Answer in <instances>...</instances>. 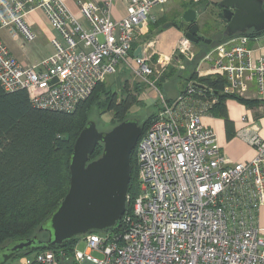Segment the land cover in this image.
I'll list each match as a JSON object with an SVG mask.
<instances>
[{
	"label": "built area",
	"instance_id": "built-area-1",
	"mask_svg": "<svg viewBox=\"0 0 264 264\" xmlns=\"http://www.w3.org/2000/svg\"><path fill=\"white\" fill-rule=\"evenodd\" d=\"M172 1L128 0L126 17L114 21V0H77L80 21L62 0H0V30L32 43L36 34L27 17L41 10L57 35L54 53L31 67L21 65L0 38L5 92L24 90L34 109L71 114L100 84L129 68L157 93L160 105L135 149L138 191L128 194L121 233L87 234L81 237L84 253L78 244L70 258L43 251L32 261L23 257L22 264H264V229L258 224L264 205V137L250 114L243 116L238 137L257 157L234 163L222 153L215 131L202 122L217 102L212 90L204 95L190 82L169 103L157 87L171 65L178 68L180 56L195 58L186 38L164 62L152 63V43L140 46L143 57L134 58L135 64L130 61L154 10ZM177 1L197 6L209 0ZM252 40L262 41L264 49V33L240 35L216 46L203 62L208 72L225 79L224 95L264 102V55L253 57Z\"/></svg>",
	"mask_w": 264,
	"mask_h": 264
},
{
	"label": "trees",
	"instance_id": "trees-1",
	"mask_svg": "<svg viewBox=\"0 0 264 264\" xmlns=\"http://www.w3.org/2000/svg\"><path fill=\"white\" fill-rule=\"evenodd\" d=\"M190 7L195 8L196 6L185 5V9ZM219 16L222 19V10ZM167 23L168 21L165 19L152 22L149 33L142 42L152 40L164 30ZM171 27H175L181 32H187L192 26H185V24L174 21ZM224 30L225 27L210 39L212 40L210 45L203 44V42H198L195 45L197 48L204 46L199 50L198 58L204 51L229 39L223 36ZM259 35L261 34L253 31L247 34L249 37ZM139 45H141L140 42L136 44V47ZM198 58L191 63L187 62V64L194 67ZM156 61L157 58H154V62ZM169 71L172 76L178 78L179 73L176 69L170 67ZM166 72L163 74L164 78L167 76ZM120 77L122 76L120 75ZM194 80L202 83L201 85L204 84V88H200L196 84L202 90V94L212 90L216 95L217 102L212 107L211 115L227 119L226 102L228 100H236L247 108L259 105L257 100L224 95L222 93L226 86L224 78L216 76L197 80L196 74L193 73L183 82V86L186 87L190 82L194 83ZM157 87L167 102L171 103L176 99V97H169L168 89L163 88L162 80L159 81ZM134 90L136 93H140L141 87L136 84ZM183 91L181 90L179 94ZM136 96L131 93L128 81L122 84L119 93L115 92L114 94L111 87L106 86V83L100 84L91 97L82 103L74 113L66 114L36 110L26 91L7 93L0 86V249L15 242L37 239L33 249L18 252L11 261L43 251L62 252L66 258L72 256L81 237L66 241L59 247H50L48 246L49 233L41 232L40 228L57 210L69 191L70 161L74 145L80 133L89 122L93 121L91 115L94 110L100 111L102 116L106 113H113L110 122L113 123L112 128H114L122 122L130 120L128 115L131 108L135 103L137 105L141 103V100H137ZM120 97L124 98L120 99ZM154 107L155 114L149 120L142 124L138 122L142 127V136L146 134L156 119L160 109L158 101ZM102 130L104 128L100 131ZM103 150V145L99 144L90 157V162L100 158ZM137 177L136 151H134L131 157L129 195L137 194ZM129 208L127 206V211ZM122 230L123 227L119 222L111 232L121 233ZM39 242H42V246L39 245Z\"/></svg>",
	"mask_w": 264,
	"mask_h": 264
},
{
	"label": "water",
	"instance_id": "water-1",
	"mask_svg": "<svg viewBox=\"0 0 264 264\" xmlns=\"http://www.w3.org/2000/svg\"><path fill=\"white\" fill-rule=\"evenodd\" d=\"M264 0H223L222 10L226 27L223 36L233 38L250 32L264 33ZM182 20L192 27L185 38L192 44L207 40L198 35L197 12L188 9ZM166 29L170 25L165 26ZM134 57L141 59L142 48ZM121 90L117 77L111 87L114 94ZM142 136V127L136 120H127L108 132H101L91 121L77 138L70 161V188L57 210L41 226V232L50 235V247H59L66 241L92 232H106L121 221L127 208L131 179V157ZM104 147L102 156L90 162L97 146ZM37 239L15 242L0 249V264H7L20 251L33 249ZM42 246V242H39Z\"/></svg>",
	"mask_w": 264,
	"mask_h": 264
},
{
	"label": "crops",
	"instance_id": "crops-1",
	"mask_svg": "<svg viewBox=\"0 0 264 264\" xmlns=\"http://www.w3.org/2000/svg\"><path fill=\"white\" fill-rule=\"evenodd\" d=\"M62 1L73 16L78 18V20L83 21V17L80 14L79 7L76 4L77 0ZM222 1L223 0H209L204 4L197 5L195 8L190 7L185 9V5H187V3L174 0L166 6H163L164 8L162 10H159L160 7L155 9L153 12V23L160 19H165L168 21L166 25H170V28L168 29L165 28V25L164 30L155 36L158 40L157 46L163 47L164 49H168L170 53L169 55L164 56L170 57L172 54H174V52H176V50L180 46L181 40L185 38V33H182L175 27H171L174 21L185 24L182 20L183 14L186 10L193 9L197 12V21L195 24L199 27L200 31V23L202 21V17H204L206 14L209 13L214 16H217L215 15L217 13V9H220V12H218V17H220L219 15L221 13V8L219 7V4ZM127 4L128 0H114L111 8V18L114 21H121L126 17ZM27 22L30 28L36 34V40L34 42L27 43L21 36L14 38L13 34H11L8 30L5 29L0 30V38L21 65L31 67L40 64L43 60H45L54 53L52 40L57 37V35L54 34L45 14L41 10H37L31 13L27 17ZM222 25L223 28L226 27V21L224 19L222 20ZM85 26H88L86 22ZM185 26L189 25L185 24ZM147 35L148 34H143L139 37L137 43L140 42L141 45H139L138 47H143L144 43L142 41ZM136 44L133 50L134 52L138 48L136 47ZM195 45L196 44H193V47ZM214 48L204 51L200 58H198V52L196 53L193 51L195 55L194 59L198 58L197 61L194 63V67L191 65L189 66L187 64V62H193L194 59L189 60L185 56H180V63L176 70L179 73L178 78L182 79V81H179L177 77L172 76L169 71L170 67L166 70L167 72L165 71V75L167 76H165L164 78L163 75L161 77V80L163 88L169 90H167V92H169L170 98H177L180 95V91L186 88L183 86V82H185V80L190 77L193 73L196 74L197 80L200 78H214L216 76L221 77L220 75L208 72V66L203 62L204 57ZM249 49L252 51V55L254 58H258L264 55L263 43L260 40L250 41ZM134 52H132V55L130 57V61L133 64H135ZM155 63H157V61ZM123 73L124 71L121 74ZM183 73H186L187 75H183ZM193 82L197 84V86H199L200 88H204V84L201 85L202 83L195 80ZM177 86H179L180 88L179 91H177ZM226 112L227 119L209 114L203 117L202 122L205 126L212 128L215 131L221 151L225 156L230 158V160L234 163H249L257 157V152L253 147L249 146L244 140L239 138L238 133L245 127V123H243L242 121L243 116L249 113L251 116V120L256 124L257 130H259L258 132L261 134V136L264 137V102H259V105L257 107L247 108L236 100H228L226 102ZM258 224L261 228L264 229V205L259 210ZM19 264H22V258L19 260Z\"/></svg>",
	"mask_w": 264,
	"mask_h": 264
},
{
	"label": "rangeland",
	"instance_id": "rangeland-1",
	"mask_svg": "<svg viewBox=\"0 0 264 264\" xmlns=\"http://www.w3.org/2000/svg\"><path fill=\"white\" fill-rule=\"evenodd\" d=\"M164 7H160L159 10H162ZM218 12H220V9H217V13L214 16L212 14H206L204 17H202V21L200 23L201 25V29L199 31V36L210 40L213 36L215 37L216 34L220 33L223 30V25H222V19H221V23H220V18L218 17ZM182 33H186V32H182ZM148 34V33H147ZM138 42V40H137ZM144 44L147 43V45L151 44L148 47V53L151 52H155V55L152 58V63L156 64L154 62V58H157V61L162 59V62H164L165 58L169 57V56H164V55H169V51L168 49H164L163 47H158V40L157 38H153L150 41L147 42H143ZM192 44V43H191ZM205 44V43H203ZM201 48H204V46H200L199 48L197 47H193L192 44V51L194 52H199V50ZM184 58V57H183ZM183 62V61H182ZM170 67L177 69L175 66L171 65ZM132 71L129 68H126L124 70L123 74H119L118 76H122L121 78V88H122V84L126 81H128V83L130 84V88H131V93L133 94V96H136L137 100H141V103L139 105H137V103L134 104V106L131 108V111L128 115V118L130 120H136L137 122H139L140 124H142L143 122L149 120L154 114H155V104L157 102V98H156V92L146 86L145 83H143L139 78H137L134 74L132 75ZM183 75H187L186 73H183ZM116 76V77H118ZM115 77V78H116ZM115 78H109V80L106 82V86L112 87L115 84ZM179 79V78H178ZM179 81H182V79H179ZM136 84H138L141 87V91L140 93L134 90V87L136 86ZM179 86H177V91H179ZM176 91V92H177ZM116 92H120V90H117ZM119 96H121L119 94ZM124 97H120V99H122ZM91 119L96 122L98 129H102L104 128V130H102L101 132H108V130L110 128H112L114 125L111 121V118L113 117V113H109V114H104L102 116V113L100 111H95L92 113L91 115ZM113 129V128H112ZM86 243L84 241H81L79 243V247L78 249L80 251H82L83 253L86 252ZM92 255L94 257L97 258H102V256L96 252H93ZM34 257V254L29 255V259L32 261ZM8 264H19V260H13Z\"/></svg>",
	"mask_w": 264,
	"mask_h": 264
},
{
	"label": "flooded vegetation",
	"instance_id": "flooded-vegetation-1",
	"mask_svg": "<svg viewBox=\"0 0 264 264\" xmlns=\"http://www.w3.org/2000/svg\"><path fill=\"white\" fill-rule=\"evenodd\" d=\"M188 31V30H187Z\"/></svg>",
	"mask_w": 264,
	"mask_h": 264
}]
</instances>
